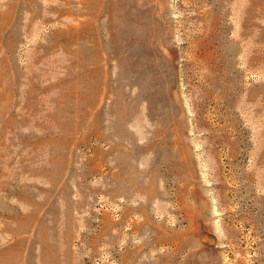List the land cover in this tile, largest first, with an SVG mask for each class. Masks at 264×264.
Listing matches in <instances>:
<instances>
[{
	"label": "rangeland",
	"instance_id": "obj_1",
	"mask_svg": "<svg viewBox=\"0 0 264 264\" xmlns=\"http://www.w3.org/2000/svg\"><path fill=\"white\" fill-rule=\"evenodd\" d=\"M0 264H264V0H0Z\"/></svg>",
	"mask_w": 264,
	"mask_h": 264
}]
</instances>
